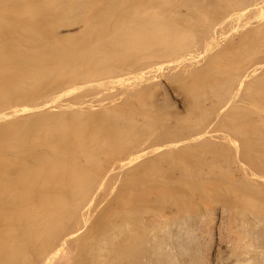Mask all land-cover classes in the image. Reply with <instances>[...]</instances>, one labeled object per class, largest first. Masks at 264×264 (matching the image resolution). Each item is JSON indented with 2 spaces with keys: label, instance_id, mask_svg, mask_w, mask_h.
<instances>
[{
  "label": "bare ground",
  "instance_id": "bare-ground-1",
  "mask_svg": "<svg viewBox=\"0 0 264 264\" xmlns=\"http://www.w3.org/2000/svg\"><path fill=\"white\" fill-rule=\"evenodd\" d=\"M172 1L158 0L157 15ZM246 1L224 0L221 11L226 14L241 9ZM151 5L142 3V8L122 14L116 0H105L102 5H95L94 0H47L39 4L0 0V264H196L203 260L199 255L205 231L207 237L211 233L215 236L211 264H264V72L247 80H253L245 95L251 104L245 99L237 103L231 110L235 115L228 116L235 124L227 125L232 119L224 123L223 128L231 126L240 142L248 146L250 153L245 149L242 158L236 152V141L224 139L220 129L198 128L218 113L219 105L236 95L227 88L215 90L203 80V69L199 68L197 77L191 71L194 74L190 77L192 73H188V78L182 69L180 75L176 70L178 77L190 79L189 84L195 82L183 91L185 114L177 116L176 122L169 121V114L156 119L145 115L120 119L121 126L139 129L131 139L117 132L104 136L98 121L85 126L76 111L66 113L64 106L56 110L59 115L55 123H50L49 109L44 116L31 117V91L44 89L43 82L55 76L49 92H36L37 96L57 98L68 89L77 91V84L90 89L87 86L133 74L135 66L150 58L151 51L139 43L143 40L167 49V54L155 56H169L150 59L149 64L166 62L175 70L182 60L179 55L199 30L188 21H154L145 9ZM166 12L169 19H175L174 8ZM65 17L69 26L79 19L84 22L75 31L80 40L91 34L78 58L72 56L69 47H57L63 39L56 28ZM113 29H117L114 38L97 48L105 30ZM41 47L48 51L42 52ZM256 47L251 55H263L264 39ZM31 48H39L38 53L31 54ZM238 50L227 48L224 55L231 58L213 62L207 72L217 68L227 83L244 79V75L236 74L252 68L254 60L245 64ZM115 58L129 66L104 68ZM153 71L154 67L149 73ZM153 82L149 83L152 87ZM148 87L144 99L152 98ZM225 92L229 94L226 98ZM129 95L132 97L133 92ZM130 96H124L123 101H132ZM115 107L96 105L92 109L104 116L102 113L116 111ZM169 125L186 129L188 136L137 156L136 148L148 136ZM102 135L115 147L107 162L96 160L106 144ZM40 142L48 143L44 153L37 150ZM114 164L127 167L128 177L125 185L115 186L106 198L112 204V215H99L90 202L93 186L99 183L95 175ZM206 182L211 185L203 186ZM203 203L207 207L204 218L201 208L199 211ZM80 214L101 221L97 226L85 224ZM83 224L85 231L79 236Z\"/></svg>",
  "mask_w": 264,
  "mask_h": 264
},
{
  "label": "rangeland",
  "instance_id": "rangeland-1",
  "mask_svg": "<svg viewBox=\"0 0 264 264\" xmlns=\"http://www.w3.org/2000/svg\"><path fill=\"white\" fill-rule=\"evenodd\" d=\"M47 0H31V4L36 3H45ZM66 1V0H65ZM69 1V0H67ZM83 1V0H82ZM86 1V0H85ZM91 1V0H90ZM93 1V0H92ZM95 5L99 3V5L105 4V0H94ZM108 3V0H106ZM224 1V0H223ZM222 0H174L171 3H169L167 6H164L160 11V14L157 15L159 10V4L158 0H116L118 4V10L122 14H126L130 11V14L137 9L142 8L141 4L145 3H151V6H146L145 9L149 10V14L151 18L154 21L158 22H168V21H181V22H190L194 24L198 30L199 34L196 38H194L190 43L187 45V48H184V51L181 52V55H179L182 60L176 64V69H171L170 64L166 62H161L159 64H155V61H153L151 64H149L150 59H168L169 56H155L156 54H167V49L161 45H157L153 41L150 40H143L139 43L143 44V47L145 50L151 51L148 55L150 58L145 60L141 66H135L133 74L131 73L128 77H119V79L111 82H103L95 87L87 86L90 89L80 87L79 84H77L75 87L77 89H68L67 92L62 94L60 97L57 96V98L50 97V96H44L39 95L38 93L43 92H49L50 89V82L52 80L56 79V76L49 82L44 81L42 84V87L44 86V89L37 88L35 91H31V117L34 116H44L45 110L49 109L50 111V117L51 121L50 123L57 122L55 118L57 115V109L58 108H64L67 107L66 113H73L76 111V114L80 116V119L84 121L85 126L88 124H91V122L94 120L95 122L98 121V125L101 126V134H105L104 136H107L106 134L110 135V133H121L123 135L128 136L130 139L138 134V130L136 127H123L120 125V119H127L129 115H139L140 117H150L156 119L159 115H168L169 121L170 119L172 122H176L174 120L179 115L185 114V107L187 104V100L184 97L183 91L187 90L188 87L192 86L195 82L191 81L192 83L189 84L188 73L196 72V69H203L204 79L210 82V84L213 86L215 90L222 88L223 90L225 88L235 92V99L234 100H228L226 103L222 105H219L217 108L218 113H214L208 120L205 121L203 125L198 126L200 130H218L220 136L224 137V139H233L236 141V143L239 145L238 147V157L242 158V155H246L245 149L248 150V146L239 140V136L236 134V132L231 131V126L235 124V121H233L232 117H228L229 115H235L234 112H232V107L235 106L237 103L241 101H249L245 97L246 93L248 92V89L246 88L249 84L251 85L252 81L248 83L247 80L254 79L255 76L260 75L264 72V65L261 64V60L264 59V54H258V55H251L254 47L259 46V43L264 39V0H245L248 4L241 8L232 10L226 14H223L221 11V4L223 2ZM244 1V0H243ZM64 2V1H63ZM69 3V2H67ZM66 3V4H67ZM73 3V1H72ZM65 4V3H63ZM156 4V5H155ZM66 8V7H63ZM161 8V7H160ZM168 8H174L175 12L173 14V17L175 19H169L168 14L166 10ZM229 9V8H228ZM114 13V10H112ZM86 11L83 10V13ZM204 13H207L206 17H204ZM232 14V15H231ZM67 16V14H66ZM158 17V18H157ZM69 18V17H68ZM63 18V22H61L59 25H57L56 31L61 36L63 40H60V42L57 43V47L62 48H70L71 52L73 53V57H77L81 53V51L84 49V46L89 42V37H86L83 40H80L81 36H77L75 31H78L80 29L81 24H83V21H80L81 19L77 20L78 22L74 23L73 25L69 26L67 21L68 19ZM33 18L31 15V22ZM37 20V19H36ZM35 20V21H36ZM196 22V23H195ZM36 23V22H34ZM70 23V22H69ZM32 24V23H31ZM189 24V23H188ZM105 25H103L101 28H104ZM182 27V26H181ZM3 32L6 31V28L3 26ZM117 29H113V31H107L105 30L104 34L106 36L101 38V41L97 44L100 47L103 43H105L108 39H113L114 34ZM82 31V30H81ZM107 31V32H106ZM86 32V31H85ZM75 33V36L72 37V34ZM263 37V38H261ZM83 41H86L85 44H82ZM258 43V44H257ZM42 52H47V48L41 47ZM93 48H96L94 46ZM227 48L240 50L238 52L239 54H242V58H244L245 64H247L249 61L254 60L253 67L252 68H245L240 73L236 75H244L245 78L241 79L237 83H227L225 82L224 76H221L223 73L217 68H210L207 72V68L209 65L212 66L213 62L222 61L226 59H229L231 57L225 56L224 53L227 50ZM258 49V47H256ZM39 48H36L32 50L31 48V54L33 52L36 54L37 50ZM255 49V51L257 50ZM65 50V49H64ZM238 50V51H239ZM38 53V52H37ZM260 55V56H259ZM262 55V56H261ZM50 56H53L52 54ZM69 56V55H67ZM258 56V57H257ZM80 57V55H79ZM173 58V57H170ZM76 59V58H75ZM184 61V62H183ZM127 62L125 61H119V58H115L109 62H106L104 65V68L108 66H115L120 67L121 65H125ZM185 63H188V66H185ZM167 64V65H166ZM173 64V65H175ZM99 65V64H98ZM191 65V66H190ZM71 66V65H70ZM67 66V67H70ZM96 66V65H93ZM100 66V65H99ZM129 66V65H125ZM124 66V67H125ZM210 66V67H211ZM78 68H80L79 64L77 65ZM154 71L150 74L149 72L153 70ZM181 67V68H180ZM190 68V71H189ZM193 68V70H191ZM184 76L187 75V78L184 80L181 79V77L177 76L176 70H178V73L181 72ZM95 70V67L93 68ZM171 70V71H170ZM174 71V72H172ZM192 71V72H191ZM198 72V71H197ZM197 72L195 76L197 77ZM194 73L190 74L193 75ZM206 73V74H205ZM180 75V73L178 74ZM158 76V81L155 80ZM228 77V75H226ZM194 77V76H193ZM192 77V80H193ZM256 80V79H255ZM154 81V82H153ZM157 81V82H156ZM153 82L155 86L153 87L149 84ZM194 82V83H193ZM152 83V84H153ZM253 85V84H252ZM151 87L150 90L153 91L152 98L144 99V96L146 95V87ZM148 87V88H149ZM125 88V89H124ZM86 89V90H83ZM129 89V90H128ZM45 90V92L43 91ZM128 90L129 93L133 95L132 97L127 93ZM133 90V91H132ZM227 91V92H228ZM36 92H38L36 94ZM123 92V94H122ZM225 92V98L229 95ZM127 93V94H126ZM90 94L91 96H86ZM127 95V96H126ZM129 98L132 99V101L125 102L123 99ZM37 101H36V99ZM245 99V100H244ZM143 101V104L141 102ZM122 102V104H121ZM251 104V101H249ZM96 105H100L101 107H108V106H116V111L109 113H102L104 116H101L97 114V111H93V107ZM64 106V107H63ZM70 107H76V109H70ZM84 110V111H83ZM124 115L125 117L122 118L121 116ZM95 116V118H94ZM230 123L227 125L231 126L229 128H223L225 126V120H230ZM31 121H35L31 119ZM228 123V122H226ZM33 122H31V126H33ZM198 128L196 131H198ZM231 131V132H230ZM187 134L186 129L184 128H176L175 126L167 127V129H163L162 131L157 132L155 134H152L151 136L147 137V140L139 145L136 149L138 150V155L141 157L143 153L146 151L160 147L163 143L170 142L173 140H177L178 138L181 139L182 137H185ZM98 135L94 136L96 138ZM103 136V135H102ZM103 136V137H104ZM188 136V135H186ZM106 140V144L102 146V152L99 154V152L96 154V160L107 162L109 159H111L113 156H111L115 150V147L111 144V142L104 137ZM256 146V145H255ZM48 148V143L40 142L38 144V151L45 152ZM248 150V155H249ZM247 155V156H248ZM129 157V155H126ZM135 156V157H137ZM246 160L247 158H243ZM95 160V161H96ZM116 161V160H114ZM95 165V162H94ZM89 169L90 164H89ZM92 173H94V168H92ZM127 167H121L117 164H114L112 168L107 167L100 173H97L95 175V182L99 181V183L95 184L93 186L92 192H91V204L93 210L97 214L104 213L106 216H111L113 213L112 204L107 201V197H110L111 192L113 191L115 186H122L125 185V180L127 178ZM211 185L210 182H206L203 184L206 185V187ZM205 204H200V208L202 211H200L203 214V218L207 212V207L205 208ZM206 209V210H205ZM83 213V212H82ZM213 214V212H212ZM97 215V216H99ZM209 215V214H208ZM208 215H206L208 218ZM82 218V223L89 224L92 222L95 226L99 225L101 219H97L98 222L95 220L92 221V219L85 218L86 215H78V217ZM213 216V215H212ZM209 221V219H208ZM85 224H83V229L79 236L83 234L85 231ZM207 228V227H205ZM206 232V231H205ZM202 232V238L201 240L203 247H201L200 250V257L203 260H198V263L196 261L194 263L200 264H211L213 262V248L215 245V239L212 235L208 234V231L206 233ZM206 234V235H205ZM77 236V235H76ZM75 237V236H74ZM205 237H207L205 239ZM205 240V241H204ZM210 240V241H207ZM208 242V244L206 243ZM63 246H66L64 242H61ZM208 246V247H207ZM212 248V249H211ZM204 253H203V251ZM202 255V256H201ZM198 257V258H200Z\"/></svg>",
  "mask_w": 264,
  "mask_h": 264
}]
</instances>
